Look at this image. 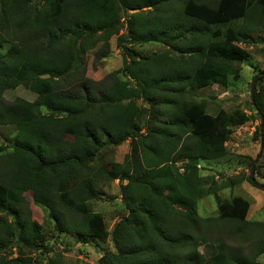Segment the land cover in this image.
Instances as JSON below:
<instances>
[{
  "label": "trees",
  "instance_id": "obj_1",
  "mask_svg": "<svg viewBox=\"0 0 264 264\" xmlns=\"http://www.w3.org/2000/svg\"><path fill=\"white\" fill-rule=\"evenodd\" d=\"M35 3L0 0V127L14 126L7 143L0 142V251L12 245L18 251L12 259L0 253V264H32L25 251H50L35 237L42 226L31 220L29 190L57 229L84 241L109 236L112 248L99 264H258L264 222L247 220L250 203L242 196L216 197L217 219L236 224L235 233L253 231L256 247L237 256L219 245L207 258L197 249L209 244L199 222L215 219L198 214L199 200L233 183L217 184L210 176L206 186L201 167L224 157L231 127L254 115L224 108L211 114L188 95L239 77L235 64L249 55L240 44L254 43L252 34L264 28V0ZM129 10L125 35L116 38L122 70L103 80L86 77V51L101 42L94 53L105 57ZM148 42L165 49L147 55L134 49ZM263 78L254 76V84ZM17 86L34 92V100L6 103L3 91ZM251 104L259 118L254 136L264 143V85H253ZM127 139L129 155L105 159L103 147ZM94 179L119 180L127 214L109 234L89 203L99 195ZM55 257L50 264H62Z\"/></svg>",
  "mask_w": 264,
  "mask_h": 264
},
{
  "label": "rangeland",
  "instance_id": "obj_2",
  "mask_svg": "<svg viewBox=\"0 0 264 264\" xmlns=\"http://www.w3.org/2000/svg\"><path fill=\"white\" fill-rule=\"evenodd\" d=\"M38 6L42 0H35ZM146 12L148 8L143 9ZM123 12L120 18L121 22L118 31L110 38V50L105 57L97 59L94 52L98 53L101 48V42L97 44V49L86 51L85 67L82 73L93 80H103L107 75L123 68L122 48L119 47L116 38L125 35L123 25L126 14ZM123 16V17H122ZM241 21L237 22L240 24ZM254 43L240 45L248 51V57L243 62L235 64L239 66V77L237 79L230 76L225 85L212 84L199 90H189L192 99L202 101L206 106V111L214 114L218 108H224L231 113L240 110L246 115H254L253 118L245 123H239L231 127V133L225 142L227 153L224 157L211 160L208 164L202 166L201 182L207 186L210 183L208 179L212 176L217 184L233 183L221 187L217 190L216 196L208 195L201 198L197 204V212L201 217L215 218L207 225L199 222L200 229L209 238V244L199 243L197 249L204 252L206 258L209 254L215 253L222 245L224 253L227 255L246 256L256 247V236L252 233H235L236 224H229L228 221L217 219L218 209L216 197L220 201L230 200L234 196H242L250 203L247 212V220L264 222V143L254 136L255 129L259 124V118L253 111L251 104V89L253 85L258 89L264 85V78L254 84V76L264 74V28L252 34ZM134 49L143 54H157L165 49L159 42H148L134 46ZM109 80V79H108ZM70 83V82H69ZM68 83V84H69ZM71 85V84H70ZM36 94L22 86L8 88L2 93V98L9 103L16 97L27 100H34ZM141 106L147 107L144 101H138ZM144 132L145 130L142 129ZM14 126L0 127V142L6 144L5 136L13 135ZM107 146V145H106ZM103 147L102 153L106 160L121 162L126 155L130 154V139L123 141L117 146ZM182 172V165L177 163ZM251 165L253 169L251 170ZM252 175L253 180H248ZM95 187L99 191L98 197L89 200L91 209L102 216L105 223V230L108 234L111 232L116 221L127 214L121 197L119 180H93ZM125 183V181H124ZM26 200L31 211V220L40 224L42 229L36 231L35 237L44 240V244L50 247V251L39 253L35 250L25 251L23 256L32 258V264H50L58 260L56 255L60 256L59 262L62 264H99L98 258L104 250L111 249L112 244L109 236L102 241L101 239H89L84 241L76 235L57 229L54 223L48 219L45 210L33 201L32 192L26 191ZM63 208V207H62ZM2 214V213H1ZM67 214V213H65ZM5 217H7L5 215ZM10 219V217H7ZM102 223L100 226H102ZM254 230V228H252ZM83 240V241H82ZM7 258H15L18 255L17 248L12 245L11 248L0 251ZM258 264H264V253L256 257Z\"/></svg>",
  "mask_w": 264,
  "mask_h": 264
},
{
  "label": "water",
  "instance_id": "obj_3",
  "mask_svg": "<svg viewBox=\"0 0 264 264\" xmlns=\"http://www.w3.org/2000/svg\"><path fill=\"white\" fill-rule=\"evenodd\" d=\"M253 169V165H251V170ZM251 177V180H253V178H252V175L250 176Z\"/></svg>",
  "mask_w": 264,
  "mask_h": 264
}]
</instances>
